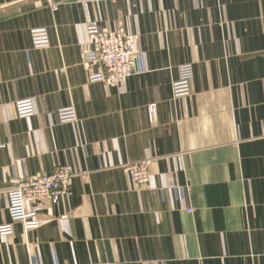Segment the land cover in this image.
<instances>
[{
    "label": "crops",
    "instance_id": "obj_1",
    "mask_svg": "<svg viewBox=\"0 0 264 264\" xmlns=\"http://www.w3.org/2000/svg\"><path fill=\"white\" fill-rule=\"evenodd\" d=\"M93 20L131 35L121 84L89 79ZM190 62L193 91L174 98ZM67 106L77 122L59 121ZM144 159L137 186L127 164ZM65 164L71 193L37 229L15 223L0 264H264V0H0V225L17 177Z\"/></svg>",
    "mask_w": 264,
    "mask_h": 264
},
{
    "label": "built area",
    "instance_id": "obj_2",
    "mask_svg": "<svg viewBox=\"0 0 264 264\" xmlns=\"http://www.w3.org/2000/svg\"><path fill=\"white\" fill-rule=\"evenodd\" d=\"M54 10L59 4L52 5ZM87 34L92 39L93 48L85 49L84 61L96 65L98 70L90 75V81L121 84L126 78L137 71L135 65L137 51L132 44L131 35L125 30L103 28L99 21L87 23ZM30 37L34 48H46L51 45V36L48 27L32 28ZM195 65L192 62L179 66L178 78L172 85L174 98L190 96L193 89ZM16 114L21 118H31L35 114V103L32 98L18 100L15 104ZM154 105L150 106L153 112ZM59 121L77 122L79 115L75 106L60 108L57 112ZM148 160L130 161L127 164L128 176L137 186H145L150 182ZM74 169L72 165H58L48 174L27 175L15 179V185L8 190V213L10 221L0 225V240L14 235V224L18 221L23 224L26 231L37 229L40 226L38 208L58 202L71 193ZM177 189V186H174ZM190 213L193 210L189 211ZM33 264H38L33 261ZM109 264V263H99Z\"/></svg>",
    "mask_w": 264,
    "mask_h": 264
}]
</instances>
